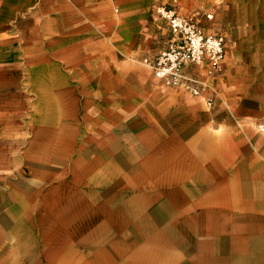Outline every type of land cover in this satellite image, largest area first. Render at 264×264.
Returning <instances> with one entry per match:
<instances>
[{"label":"crops","instance_id":"0c3cea01","mask_svg":"<svg viewBox=\"0 0 264 264\" xmlns=\"http://www.w3.org/2000/svg\"><path fill=\"white\" fill-rule=\"evenodd\" d=\"M233 1L237 18L223 16L220 29L228 54L225 65L231 86L227 93L236 92L239 125L227 116H215V120L203 98H194L214 123L205 131L198 173L186 180L196 188L157 223L156 237L109 240L125 247L124 253L109 250L123 253L119 264H264V136L253 130L250 121L264 114V0ZM149 11L148 0H0V150L16 151V89L27 101L23 87L32 86L43 73L45 102L58 118L57 128L73 125V115L81 118L79 102L96 86L101 87L96 90L99 94L109 92L107 104L99 99L100 116L108 121L115 113L127 116L131 103L143 101V92L133 95L132 85L130 90L121 89L131 79L123 72L135 66L150 73L154 81L158 79L150 68L136 65L160 51V33L165 32H159L161 22L152 19ZM119 51H127L134 62L118 64ZM96 61L102 66L97 79L81 78V71L95 70ZM195 69L197 73V67L190 71L196 74ZM54 71L62 76L57 82L46 77ZM74 72H80L75 79ZM140 80L142 88L154 90L153 81ZM116 88L125 93L118 100L111 97ZM153 97L165 95L157 92ZM248 99L258 107L248 106ZM147 130L158 147L165 129L156 125ZM60 134L55 141L66 140L65 132ZM141 139L142 147L152 150L148 138ZM54 145L59 143H51V149ZM160 177L165 181L164 176L158 181ZM22 204L13 203L0 212V264H15L23 241L34 243L32 223L25 222ZM167 229L173 233H161ZM23 232H29V239L23 238ZM100 247L107 246L101 242Z\"/></svg>","mask_w":264,"mask_h":264},{"label":"rangeland","instance_id":"374dc122","mask_svg":"<svg viewBox=\"0 0 264 264\" xmlns=\"http://www.w3.org/2000/svg\"><path fill=\"white\" fill-rule=\"evenodd\" d=\"M148 2L150 17L161 22L159 32L165 31L160 33L158 53L172 39L170 18L190 17L204 34L222 35L224 41L221 18L226 16L234 21L237 18L233 0ZM221 4H225L224 9ZM157 54L145 58L151 59ZM118 57V64L134 62L127 51H119ZM145 58L136 65L148 70ZM226 60L228 62V54L225 53L222 67L215 73H208L206 64L191 69L197 67L195 73L209 85L206 91L214 92V102L209 106L214 119L227 116L238 124L236 92L227 93L231 84ZM93 64L95 70L81 71V78L97 79L102 66L99 61ZM78 73H73V79ZM124 73H129L126 78L131 79L124 81L121 89L132 85L133 95L143 92V101L131 103L127 116L119 117L115 113L111 121L100 116L96 110L99 99L107 104L109 92L99 94L96 90L101 87L96 86L90 89V94L86 91L83 102H79L81 118L77 120L73 115L74 124L62 129L57 128L58 118L48 111L45 102L44 73L32 86L23 87L27 89L24 91L27 101L16 89V151L0 150V212L13 203L16 206L24 203L25 222L32 223L30 238L34 243L23 241L15 264H119L125 247L109 244V240L156 237L157 223L168 218L174 204L178 205L190 189L195 190V184L186 180L189 175L198 173L204 155L205 131L211 126L210 122L212 126L214 123L194 101L197 96L161 80L154 81L150 73L145 74L135 66ZM46 77L56 82L62 78L55 71ZM140 79L153 81L154 90L142 88ZM157 92L165 97L151 98ZM124 94L116 88L111 97L118 100ZM246 103L258 107L252 99ZM50 114L53 117H49ZM250 121L253 130L264 136L257 126L264 123V114L255 122ZM44 125L53 130L45 132ZM156 125L166 131L158 147L153 136L147 134V128ZM63 132L66 140L55 141ZM141 137L148 138L153 144L152 150L142 147ZM33 140V148L28 150ZM54 142L59 145L51 149ZM159 176H164L165 181L161 177L162 181H158ZM152 227L154 229L150 230ZM161 233L167 235L173 230ZM23 238L29 239V232L24 233ZM101 242L107 247H100ZM114 249L123 253L109 252Z\"/></svg>","mask_w":264,"mask_h":264},{"label":"built area","instance_id":"2783aa9c","mask_svg":"<svg viewBox=\"0 0 264 264\" xmlns=\"http://www.w3.org/2000/svg\"><path fill=\"white\" fill-rule=\"evenodd\" d=\"M169 27L171 41L153 58H145L144 64L164 84L202 97L211 106L214 102L213 90L207 92L208 83L190 69L206 64L208 73L219 71L225 58L223 36L204 34L190 17L170 18ZM257 126L264 132V123Z\"/></svg>","mask_w":264,"mask_h":264}]
</instances>
